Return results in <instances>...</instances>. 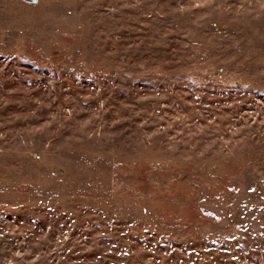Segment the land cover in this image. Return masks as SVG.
Returning a JSON list of instances; mask_svg holds the SVG:
<instances>
[{
  "label": "rangeland",
  "instance_id": "374dc122",
  "mask_svg": "<svg viewBox=\"0 0 264 264\" xmlns=\"http://www.w3.org/2000/svg\"><path fill=\"white\" fill-rule=\"evenodd\" d=\"M0 264H264V0H0Z\"/></svg>",
  "mask_w": 264,
  "mask_h": 264
},
{
  "label": "water",
  "instance_id": "95a60500",
  "mask_svg": "<svg viewBox=\"0 0 264 264\" xmlns=\"http://www.w3.org/2000/svg\"><path fill=\"white\" fill-rule=\"evenodd\" d=\"M26 1H28V2H36L38 0H26Z\"/></svg>",
  "mask_w": 264,
  "mask_h": 264
}]
</instances>
